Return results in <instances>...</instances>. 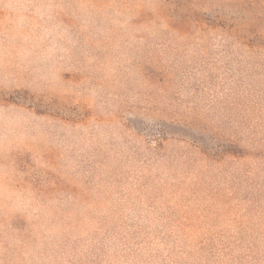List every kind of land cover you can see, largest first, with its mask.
<instances>
[{
    "label": "rangeland",
    "instance_id": "rangeland-1",
    "mask_svg": "<svg viewBox=\"0 0 264 264\" xmlns=\"http://www.w3.org/2000/svg\"><path fill=\"white\" fill-rule=\"evenodd\" d=\"M0 264H264V0H0Z\"/></svg>",
    "mask_w": 264,
    "mask_h": 264
}]
</instances>
